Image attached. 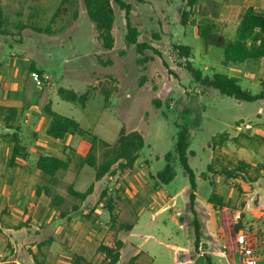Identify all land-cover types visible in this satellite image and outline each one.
<instances>
[{
    "label": "rangeland",
    "instance_id": "374dc122",
    "mask_svg": "<svg viewBox=\"0 0 264 264\" xmlns=\"http://www.w3.org/2000/svg\"><path fill=\"white\" fill-rule=\"evenodd\" d=\"M123 1L131 6L130 22L139 31V42L147 43L157 52L147 49L141 55L135 46L127 44L126 13L115 1V46L108 51L96 37L83 0H0L4 19L0 27V100L22 104L20 117L13 128L20 129L17 135L23 136L29 147L39 140V136L43 142L46 141L44 129L49 126L50 111L78 120L81 128L109 143H114L122 130L126 133L138 131L145 139V147L131 174L118 173L112 179L107 176L97 183L98 191L106 195L104 202L108 203L112 219L107 224L109 229H99V235L104 230L108 234L102 244L100 239L94 241L92 252L95 255L92 254L91 264L109 262V257L103 255L107 253L103 250L107 248L104 243L109 244L112 240L115 252L120 251L118 243L122 233L128 231L126 227L138 221L136 231L141 233L152 216L157 215V221H162L166 210L158 215L160 206L152 204L155 192L163 191L165 201L173 198L169 209L175 207L181 214L192 216L189 202L191 185L175 152L179 131L188 130L189 151L195 152V156L189 157V163L196 174L200 194L196 208L203 214H209L210 206L204 199L210 197L211 188L218 186L224 188L226 193L234 189L238 199L241 198L242 188L229 173L240 169V162L247 164V160L239 161V157H244L235 153L232 133L224 142L220 134L234 132V128L241 123L244 124L243 128L247 125L254 128L248 131L251 135L258 129H264L263 100L238 102L221 95L215 89L196 83L186 68L191 63L203 70L205 76L226 70L223 50L206 48L199 34L206 23L199 6H203L209 15L216 8L212 9L205 0H196L193 8L191 0ZM185 19L186 25L183 26ZM181 44L193 48L189 58L180 56L177 47ZM144 58L147 61L140 62ZM231 66L239 70L242 78L240 84L245 90L253 95L264 90V58ZM32 71L50 77L45 86L37 87L32 82ZM70 92L79 97L87 93L88 99L84 105L78 100L71 101ZM26 114L30 115L28 122ZM6 128L1 122L0 143L7 152V160L0 162L4 169L13 152L15 140L14 133ZM34 128H41V135H34ZM262 132L258 134V140L244 135L240 142L248 153V164L260 173V184L264 188ZM79 136L91 145V137L87 133ZM16 140L21 141L20 137ZM258 147H261L260 150ZM63 153V159L69 162V169L57 174L53 193L64 197L61 206L67 208L80 202L69 195L70 188L80 192L86 190L93 182L95 170L87 165L82 166L83 155L76 150L67 147ZM102 153L103 149L99 146L96 151L99 162L102 161ZM168 153L173 154L172 162L177 175L170 184L162 185L155 177L167 165L165 156ZM250 165L243 167L244 170L239 173H249ZM82 168L84 170L79 177L78 172ZM203 174L206 178H203ZM20 184V191L17 190L14 195L2 194L0 206L8 203L20 205L23 200L18 192L25 194V188L30 200L24 201V204L32 205L35 186L46 183L42 175L33 185V190L22 188L26 185L24 181ZM261 195L259 189L252 203L253 209L261 207ZM226 198V206L235 210H242L246 203L236 207L234 199ZM95 199H90L86 204H95ZM206 228L211 235L219 232L214 224H207ZM58 229L59 226H50L45 232L47 236H55ZM148 231L144 229L143 233ZM150 232L155 230L151 228ZM31 233L37 236L33 229ZM212 237L218 242V235L214 236L216 239ZM167 245V240H152L144 246L145 251L154 258L152 264H178L175 261L177 253ZM179 248V252H185V246L179 245ZM126 257L121 264H132L128 254ZM218 263L242 264V259L237 253L230 252Z\"/></svg>",
    "mask_w": 264,
    "mask_h": 264
},
{
    "label": "crops",
    "instance_id": "0c3cea01",
    "mask_svg": "<svg viewBox=\"0 0 264 264\" xmlns=\"http://www.w3.org/2000/svg\"><path fill=\"white\" fill-rule=\"evenodd\" d=\"M205 1L211 5L212 9L216 8V10L211 13V15L206 12L207 15H204L205 17H203V19L205 18V20L208 19L213 22L216 26L215 29L218 35L223 36L227 40L235 37L241 17L248 8L253 7L255 10L264 13V0ZM199 7L202 8L204 13L203 6ZM219 23H222L223 25L221 26ZM225 67L226 70L223 74L235 77L240 81L242 80L241 76L238 74L239 70L236 67L231 65ZM5 95L8 94L5 93ZM0 106L17 108L20 113L21 108L23 107L22 104L18 102L10 104L3 102L2 100H0ZM70 107L72 109V106ZM29 116L30 115L26 114V117ZM29 119L30 117L27 119V122ZM243 125L244 124L241 123L240 126L234 128V132L226 131L220 135H223L221 137V140L223 141L229 139V135L232 133L231 137H234L233 141L236 146L235 153L238 152L244 157H239V161L247 160V166L250 165L248 164L250 163V160L247 159L246 154L248 155V153L240 140L244 135L249 137L253 136L255 140H258L260 137H257L258 134L261 135L264 129H258V131L254 132V135H251L248 131L254 128H252L251 125H247L243 128ZM48 128L44 129L45 142H43L41 136H39L41 135V128H34L32 133L38 135L40 138L30 147L28 146L29 143L24 141V137L18 134V137H20L21 140L19 141V145L25 148V153L22 157L17 156L13 159L12 152L10 159L8 162L6 161L5 169L0 163V197L2 194L14 195L17 190L20 191V182L22 181L26 182V185L22 188L28 187L30 190H33V185H36L35 183L37 179L42 177V173L37 167V162L41 155H52L63 159V150L68 147L76 150L77 153L82 154V157H85L91 149V145L84 141L78 134H67L63 139L56 140L47 135ZM6 129L11 130L13 133H19L20 131L19 128ZM260 148L258 150H260ZM232 155L236 157L237 154ZM2 159L7 160V152L6 147L0 143V162ZM135 168L136 165L134 169ZM83 170L84 168L81 169L80 173L78 172V176L81 175ZM239 174L240 175L236 174L233 179L236 180L237 184L242 188L240 189L242 192L241 198L238 199L239 197L235 195L234 189H231L229 193H226L224 188L218 186L213 187L211 188L210 197L204 199V202L208 203L210 206L211 211H209V214H203L196 208V200L200 197L198 184L197 189L194 192V211H192L191 208L192 189L189 195L192 216L191 214L188 216L181 214L175 209V207L169 209L173 198L170 197L165 201L166 198L163 197H166V195L164 196L163 191L155 192L153 194L154 200L152 204L160 206L157 209L158 215L164 211V209L167 212L164 211L165 213L163 214L161 222L157 221V215L152 216L150 221L142 229L141 233L140 231H136L139 228L138 221L133 225L128 226L130 227V230L124 234L122 233L119 239L121 245L119 243L118 245H120L121 249L119 251V260L116 264H121L124 259H127V254L128 259L129 261H132V264H152L154 258L144 249V246L148 241L152 240L163 242L167 240L168 248L177 253L175 261L178 264H205L206 262L208 264H219L218 262L220 259H224V257L230 252L239 255L236 248V237L239 232L247 233L249 238L253 241L252 243L255 245L256 252L261 257V263H263L264 188L260 184V173L258 174L256 169L252 168L250 165L249 173L243 172ZM204 177L206 178L205 174H203V178ZM110 179H112L111 176ZM101 180H104V178ZM101 180L97 181L94 176L93 182L90 185V187L93 186V189L89 196L83 201L79 199V203H75L67 208H64L63 206L53 208L51 199L48 196L44 193L40 195L37 193L42 186H38V184L34 188L32 205L24 204V201L29 202L30 200L26 195L27 188H25V194L18 192L19 196L21 195L18 197L23 200L20 202V205L8 203L5 204V206H0V262L7 264H86L88 262L91 264L92 262L89 261L93 258L92 254L95 255V253L92 252L94 241L100 239V243L102 244V242H104V237H107L108 234V232L104 230L103 234L101 233L99 235V229H109L107 224L110 223L112 219L108 203L104 202L106 195L99 192L96 187L97 183ZM90 187L81 193L86 192ZM259 189L262 191L260 208H252L251 210H248L244 205L242 210H239V208L235 210V208L232 209L229 206H226V197L234 199L236 202L234 205L239 207L241 203L246 202L247 195L250 191L259 194ZM76 191L80 192L77 189ZM35 196L36 198H34ZM212 196H217L219 198L215 201L216 203L211 201ZM93 198H97V200L95 199V204L87 205L86 202ZM155 207H152L151 209H154ZM139 214L140 213H138V215ZM196 217L200 224V243L198 248L195 246L194 238V224ZM207 224L208 226L214 224L218 227L219 232H215V235H218V242L211 239V236L214 237L215 235H211L210 232H207ZM50 226H59V229L55 232V236H47L45 230ZM151 228L155 230V232H150ZM32 229L36 233V237L31 233ZM144 229L149 231L143 233ZM102 235L104 236L102 237ZM161 236L163 238H161ZM214 238L216 239V237ZM104 245H106L107 248L114 249V243H112V240L111 243H104ZM179 245L186 247L183 248L185 252L178 251L180 249ZM25 249L27 251H24ZM101 255L102 253L99 252V256ZM103 255L105 258L108 256L107 253ZM104 257L103 259H105ZM108 260L110 259L108 258Z\"/></svg>",
    "mask_w": 264,
    "mask_h": 264
},
{
    "label": "trees",
    "instance_id": "16d2710c",
    "mask_svg": "<svg viewBox=\"0 0 264 264\" xmlns=\"http://www.w3.org/2000/svg\"><path fill=\"white\" fill-rule=\"evenodd\" d=\"M88 17L94 25L97 39L101 42L102 47L105 50H112L115 46V37L113 34V28L115 23V11L113 8V1H115L122 10L126 13L127 29L128 33L126 41L128 45L136 47L139 54H144L147 49L154 48L145 42H139V31L136 27L132 26L130 22L131 6L123 0H83ZM196 4V0H191V7ZM201 9V8H200ZM199 9V10H200ZM206 13H202L204 16ZM191 15V12H190ZM207 15V14H206ZM186 19L182 22L183 26L186 25ZM3 13L0 7V27L3 25ZM205 26L200 28V37L203 39L205 47H216L224 51V65H238L249 61H258L264 58V13L255 10L253 7L248 8L241 17L239 26L237 28L235 37L227 40L223 36L218 35L216 26L213 22L205 20ZM179 54L182 57L189 58L192 55L193 48L180 45L177 47ZM147 58L141 59L140 62H146ZM187 70L192 74L196 83L201 84L204 87H209L217 90L221 95L230 97L237 101L254 102L264 101V90L259 94L253 95L250 91L245 90L240 84V80L231 77L223 73H214L212 76H205L203 70L196 68L193 64L188 63ZM65 93V92H64ZM71 101L78 100L82 105L87 101L88 95L85 93L82 96H78L74 92H70L69 96ZM159 106V103H157ZM51 122L47 130V135L53 139L61 140L67 134H78L84 136L88 134L91 137V149L88 154L81 160L82 166H89L95 170L96 180H101L106 176H115L120 173L123 175L131 174L137 161L140 158V154L145 147V139L138 131L126 133L121 131L119 137L114 143L106 142L94 135L90 131L81 128L78 120L59 114L55 111H50ZM20 117V112L14 107L0 106V123L3 122L7 128H13V124L17 122ZM14 147H13V159L17 156H23L25 148L19 145L17 133H14ZM101 146L103 149L102 161L99 162L96 155L97 148ZM190 138L188 130L183 129L179 131L175 152L178 155V161L184 169V174L188 177L191 189V208L194 211L195 191L197 189L196 174L191 168L189 163V157L195 156L193 151H189ZM194 154V155H193ZM172 153H168L165 156L167 165L161 171H159L155 179L162 185L170 184L176 177L174 169V163L172 162ZM37 167L44 177L46 184L42 185L38 194L44 193L51 199L53 207H61L64 197L59 194H54L55 179L60 171H66L69 169V162L52 155H41L37 162ZM246 167L244 162H241L240 169H236L234 172H230L229 175L234 177L241 170ZM93 186H91L86 192H77L73 188H70L69 195L78 198L81 201L85 200L92 192ZM219 198L212 196L211 201L215 202ZM216 203V202H215ZM194 238L195 246L198 248L200 243V224L195 218ZM130 227H126L127 230ZM121 245V243H119ZM106 250L108 257L110 258L107 264H116L119 260V252H115L112 248H103Z\"/></svg>",
    "mask_w": 264,
    "mask_h": 264
},
{
    "label": "built area",
    "instance_id": "2783aa9c",
    "mask_svg": "<svg viewBox=\"0 0 264 264\" xmlns=\"http://www.w3.org/2000/svg\"><path fill=\"white\" fill-rule=\"evenodd\" d=\"M32 82L37 87L45 86L49 76L41 75L38 71H32L30 75ZM263 82H264V75H263ZM255 198V193L250 191L247 195V200L245 203V208L248 210L252 209V203ZM253 241L249 238L246 232H239L236 237V248L237 252L241 256L242 264H261V257L256 252L255 245L252 243ZM0 264H7L1 263Z\"/></svg>",
    "mask_w": 264,
    "mask_h": 264
}]
</instances>
